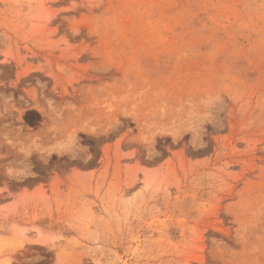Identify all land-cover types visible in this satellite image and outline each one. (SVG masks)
Masks as SVG:
<instances>
[{
  "label": "rangeland",
  "instance_id": "1",
  "mask_svg": "<svg viewBox=\"0 0 264 264\" xmlns=\"http://www.w3.org/2000/svg\"><path fill=\"white\" fill-rule=\"evenodd\" d=\"M0 264H264V0H0Z\"/></svg>",
  "mask_w": 264,
  "mask_h": 264
},
{
  "label": "trees",
  "instance_id": "2",
  "mask_svg": "<svg viewBox=\"0 0 264 264\" xmlns=\"http://www.w3.org/2000/svg\"><path fill=\"white\" fill-rule=\"evenodd\" d=\"M24 121L25 123L30 127H37L41 121V115L34 110L27 111L24 115Z\"/></svg>",
  "mask_w": 264,
  "mask_h": 264
},
{
  "label": "bare ground",
  "instance_id": "3",
  "mask_svg": "<svg viewBox=\"0 0 264 264\" xmlns=\"http://www.w3.org/2000/svg\"><path fill=\"white\" fill-rule=\"evenodd\" d=\"M34 107V106H33Z\"/></svg>",
  "mask_w": 264,
  "mask_h": 264
}]
</instances>
